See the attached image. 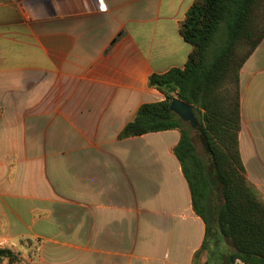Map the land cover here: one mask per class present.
I'll return each instance as SVG.
<instances>
[{"label":"crops","instance_id":"crops-1","mask_svg":"<svg viewBox=\"0 0 264 264\" xmlns=\"http://www.w3.org/2000/svg\"><path fill=\"white\" fill-rule=\"evenodd\" d=\"M194 1L0 0L1 248L36 241V264H198L207 225L180 132L120 138L165 99L150 76L188 62ZM240 90L241 157L264 197V39Z\"/></svg>","mask_w":264,"mask_h":264},{"label":"trees","instance_id":"trees-1","mask_svg":"<svg viewBox=\"0 0 264 264\" xmlns=\"http://www.w3.org/2000/svg\"><path fill=\"white\" fill-rule=\"evenodd\" d=\"M180 32L192 46L188 62L150 76V87L165 99L143 104L120 138L179 131L174 153L188 181L193 208L207 225L196 263L207 251L205 264H264V197L248 179L239 142L240 73L264 39V0H195ZM175 99L193 106L205 155L199 153L188 123L171 110ZM213 234L229 240L233 251L223 252L220 239L212 251ZM19 254L0 248V264H20Z\"/></svg>","mask_w":264,"mask_h":264},{"label":"rangeland","instance_id":"rangeland-1","mask_svg":"<svg viewBox=\"0 0 264 264\" xmlns=\"http://www.w3.org/2000/svg\"><path fill=\"white\" fill-rule=\"evenodd\" d=\"M188 126L191 130V134H192V136L195 140V143L198 147L199 153L201 155H205L204 149L201 145L199 132H198L199 127L197 129H192L189 123H188ZM217 239H220V237L217 234L216 235L213 234V236L210 238V241H211L210 242V248L212 251H214V249H215L214 243ZM221 242L223 245V252L231 253L233 251L232 244L229 240L221 238ZM22 253L24 254V256L22 255ZM22 253L19 254V256L22 257V259H23V261L20 262V264H36L37 259H38V254H39L37 242L35 241V242L31 243L29 249H27V251H22ZM24 259H25V261H24ZM204 261L205 262L208 261V252L207 251H205L201 254V256L199 257V260H198V264H205ZM235 264H243V263L237 262Z\"/></svg>","mask_w":264,"mask_h":264},{"label":"water","instance_id":"water-1","mask_svg":"<svg viewBox=\"0 0 264 264\" xmlns=\"http://www.w3.org/2000/svg\"><path fill=\"white\" fill-rule=\"evenodd\" d=\"M171 110L180 114L184 121L190 124L192 129H197L200 126V121L191 104L180 99H175L171 103Z\"/></svg>","mask_w":264,"mask_h":264},{"label":"built area","instance_id":"built-area-1","mask_svg":"<svg viewBox=\"0 0 264 264\" xmlns=\"http://www.w3.org/2000/svg\"><path fill=\"white\" fill-rule=\"evenodd\" d=\"M102 6L104 7V4H102ZM0 248H1V247H0ZM237 262H241V261H240V260H237ZM237 262H236V263H237ZM241 263H243V262H241ZM243 264H244V263H243Z\"/></svg>","mask_w":264,"mask_h":264},{"label":"snow or ice","instance_id":"snow-or-ice-1","mask_svg":"<svg viewBox=\"0 0 264 264\" xmlns=\"http://www.w3.org/2000/svg\"><path fill=\"white\" fill-rule=\"evenodd\" d=\"M101 4H102V0H101Z\"/></svg>","mask_w":264,"mask_h":264}]
</instances>
